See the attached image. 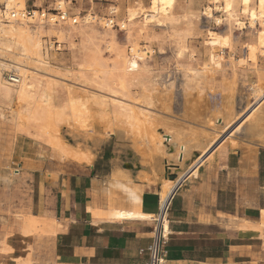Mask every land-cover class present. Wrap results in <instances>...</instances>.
Masks as SVG:
<instances>
[{"label": "rangeland", "instance_id": "rangeland-1", "mask_svg": "<svg viewBox=\"0 0 264 264\" xmlns=\"http://www.w3.org/2000/svg\"><path fill=\"white\" fill-rule=\"evenodd\" d=\"M64 1L68 17L77 18L76 25L79 17L91 14L95 21L89 24L93 26L73 30L63 41L55 35H42L46 67L30 64L37 77L50 80L54 110L58 115L60 109L63 111L59 118L54 114L57 119L48 126L42 118L30 115L25 103L17 104L0 93V151L7 157L12 155L14 161L27 163L36 153L38 158L71 160L82 163L95 175L112 169V178L126 181L133 177L129 168H139L136 177L160 185V201L185 180L181 171L196 174L215 151L219 153L227 145L238 147L246 141L264 144V53L260 51L264 36L259 24L251 26L242 8L239 19L244 27L238 28L216 8L225 6L220 0H177L172 23H152L139 30L141 15L131 27L123 28L127 9L138 5L148 8L152 0ZM56 2L26 0L25 10L43 11L47 19L61 10ZM3 6L0 0V9ZM208 6L212 8L210 15L204 14ZM132 45L147 48V55L120 94L117 90L124 73L121 62L124 56H130ZM0 61L11 62L1 56ZM92 63L93 69L88 67ZM100 71L106 72L112 89L102 85ZM14 73L12 68L2 69L1 77L11 82L9 77ZM79 93L98 99L108 97L109 103L116 96L113 100L147 109L149 117L139 120L137 128L124 118V112L123 116L118 115L119 110L114 114L108 104L101 106L94 98L93 102L77 96ZM71 97L90 104L88 107L85 103L89 112L85 113L84 126L74 119L76 113L66 108ZM106 215L113 220L153 219L147 212L121 208H111Z\"/></svg>", "mask_w": 264, "mask_h": 264}, {"label": "crops", "instance_id": "crops-1", "mask_svg": "<svg viewBox=\"0 0 264 264\" xmlns=\"http://www.w3.org/2000/svg\"><path fill=\"white\" fill-rule=\"evenodd\" d=\"M215 152L172 197L163 264H264V144ZM81 164L0 151V264L147 263L153 221L106 214L154 217L160 185Z\"/></svg>", "mask_w": 264, "mask_h": 264}, {"label": "bare ground", "instance_id": "bare-ground-1", "mask_svg": "<svg viewBox=\"0 0 264 264\" xmlns=\"http://www.w3.org/2000/svg\"><path fill=\"white\" fill-rule=\"evenodd\" d=\"M220 1L223 2L225 6L219 5L216 6V8H220L225 13L226 18L230 24L236 25L238 28L244 27V23L239 19L240 8H242L244 11V16L250 20L251 26H254L255 24H259L263 30L262 35L264 36V0H220ZM2 2L4 6L3 9H0V56L9 59V61L11 62L8 63V62L0 61V93L5 98H9L11 101H14L17 104L25 103L28 107V108L26 107L27 112L30 115H34L38 118H42V120L46 125L51 126L55 121V119H57L54 117V114L56 117L59 118V115L63 111V108L62 110L60 109L61 112L58 115L56 112L57 110H54L55 97L53 95L54 92L52 93L53 86L50 80L47 82L44 81L47 77L44 80H43L44 76H42V78L37 77L38 75L30 70V64L35 63L33 64L34 66L36 65L40 67L45 66L47 64L46 61L44 60V57L42 56V49H43L42 35L44 34L48 36L55 35L59 39V41H61L66 36L68 37V35L71 34L73 30L83 31V28H85L86 25L88 26V24L91 21L92 22L95 21V17L91 16V14L90 15L87 14L83 17H79L80 22L78 25H76V23H78L77 18L70 19L68 17V12L66 11V5L64 0H57L56 2V6L58 7V9H61L62 16L49 14L47 19L44 17L46 15L45 12L38 11L36 9H33L31 16L25 15L24 10H25L26 0H2ZM176 3L177 0H152L148 8L141 7L140 5L135 7H130L127 9L126 12L127 20L125 21L126 23L123 25V28H126V25L128 27H131L130 25H132V22L136 17H138V15L142 16L141 27L139 30H142V28L152 23L154 24L156 23V25L161 22L164 23L167 21H170L172 23L174 17L173 9ZM211 10H212L211 7L209 6L206 7L204 9V14L210 15ZM105 23L106 22H104L103 25H105ZM89 25L91 26L92 24ZM107 25L109 26V24ZM127 31L130 33L129 30ZM260 48H261L260 49L261 53H264V46ZM147 50H148L147 48L143 50L138 45H132L131 54L129 53L130 56L123 57L121 66L122 69L124 70V73L119 81L120 90H117L118 93L121 94L122 91H125L127 89V82L130 81L132 78H134L135 77L134 74L140 70L141 65L139 61L144 62L145 55H147L146 54ZM214 56L216 57V59L220 57L217 53ZM90 66H93V63L92 65L88 64V67ZM6 68L7 69L12 68V70L15 72L14 73L15 74L14 76L16 77L14 78L16 81L15 83L3 81L4 79H2L1 77V70ZM34 68L36 69V67ZM100 72L102 73L101 74L102 76L100 78L102 85L105 86V88L107 89H112L111 85L107 83V80H109V78L106 72L105 71H100ZM67 90H69L68 87ZM108 93H110V91ZM76 95L77 96L83 95L85 99L86 98L87 100L91 99L93 100V102L95 99L100 102L101 106L108 104L110 107L107 105L106 106L109 107L110 109L112 107L114 109L112 111L114 112V114L116 113L115 110L120 111L118 115L121 112H124L125 114L124 116H126L124 118L125 119L128 118L130 121H132L133 126H137V128H139V125H137L136 123L137 122L139 123V120L142 121V118L146 119L149 117V115L147 114L148 110L145 108H139L135 105L129 104L130 102L127 103L122 100H116V99L113 100L116 97L115 95L118 94H114L115 97L111 98L112 100L110 99L111 103L107 101L108 100L107 96H105L107 98L101 97L102 99L100 98L98 99L96 98V96L94 97V95L89 96L87 94H82V93ZM124 95L125 94L123 93V96ZM71 98H70L71 101L68 100L70 101V103L66 105L67 106L66 108L69 107V109L72 110L73 113H76L75 114L76 116L74 117L76 121H79L80 124L83 126L86 125L87 118L85 116L86 115L85 113L87 112L88 114L89 111H87L88 110L87 108L90 106V104L88 105V103L85 102L88 105L87 107L85 103L81 102L82 101L81 99H77V98L75 99L74 97ZM123 99L126 100L127 98H123ZM97 101H95V103ZM18 108L15 107V109ZM20 111H23V108ZM20 111L17 110V112H15L16 116L18 117L20 116ZM251 114L253 115V113ZM27 115L28 114L25 113V116ZM120 115L123 116L122 113ZM16 116L14 117L16 118ZM141 124L142 122L140 123V125ZM222 142L223 140L220 142V145ZM181 172L184 175L185 179L190 177L191 175L192 176L197 175L196 172H194L196 174L193 173L191 174V172L187 169H184ZM172 195L173 194H171L166 200L162 198L160 199L159 204L160 206H162L163 210L169 204ZM162 227L164 230V234L165 235L168 234L169 232L168 220L165 217V215L163 216L162 219Z\"/></svg>", "mask_w": 264, "mask_h": 264}, {"label": "built area", "instance_id": "built-area-1", "mask_svg": "<svg viewBox=\"0 0 264 264\" xmlns=\"http://www.w3.org/2000/svg\"><path fill=\"white\" fill-rule=\"evenodd\" d=\"M57 15L62 16L61 10H57ZM32 10H25V15L31 16ZM46 17V15L44 16ZM15 76L9 77V80L13 83H15ZM179 186V185H178ZM177 186V188H178ZM177 188L175 189L174 193L176 192ZM173 193V195H174ZM170 198L169 204L165 207L163 210L162 206L159 204L158 212L157 214L153 217V228H152V237H151V242L148 245L146 251L148 255L147 263L146 264H163L164 263V244L167 239V234H164V230L162 227V219L163 216L165 215L166 218H168V211H169V206L172 200V197Z\"/></svg>", "mask_w": 264, "mask_h": 264}]
</instances>
